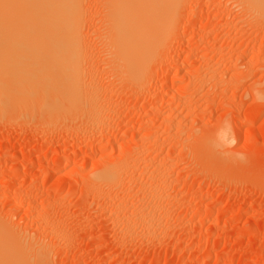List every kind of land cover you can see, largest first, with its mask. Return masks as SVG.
<instances>
[{
	"label": "rangeland",
	"instance_id": "rangeland-1",
	"mask_svg": "<svg viewBox=\"0 0 264 264\" xmlns=\"http://www.w3.org/2000/svg\"><path fill=\"white\" fill-rule=\"evenodd\" d=\"M107 1L78 23L99 117L0 108L2 234L30 264H264V10L170 1L132 77Z\"/></svg>",
	"mask_w": 264,
	"mask_h": 264
},
{
	"label": "bare ground",
	"instance_id": "bare-ground-1",
	"mask_svg": "<svg viewBox=\"0 0 264 264\" xmlns=\"http://www.w3.org/2000/svg\"><path fill=\"white\" fill-rule=\"evenodd\" d=\"M109 1L108 32L112 42H107L113 46L119 65L127 70L125 73H135L139 61L143 63L156 50L155 46L159 47L157 42L164 34L167 7L172 0ZM250 1L264 10V0ZM80 3V0H0V108L12 99L28 103L40 96L38 104L41 103L39 108L44 112L76 113L83 117L97 113L98 108L92 112L97 104L90 103L94 100L89 91L90 96L86 93L90 87L83 86L87 73L84 76L82 48H78ZM132 73L129 76L133 77ZM93 116L95 119L98 115ZM113 172L102 171L99 179L110 180ZM4 236L1 232L0 264H30L20 250L21 256L18 255L15 243L10 244ZM38 253L32 262L43 264Z\"/></svg>",
	"mask_w": 264,
	"mask_h": 264
},
{
	"label": "clouds",
	"instance_id": "clouds-1",
	"mask_svg": "<svg viewBox=\"0 0 264 264\" xmlns=\"http://www.w3.org/2000/svg\"><path fill=\"white\" fill-rule=\"evenodd\" d=\"M231 144H232V145H235V144H236V138H235V136H234V135L232 136V139H231Z\"/></svg>",
	"mask_w": 264,
	"mask_h": 264
}]
</instances>
